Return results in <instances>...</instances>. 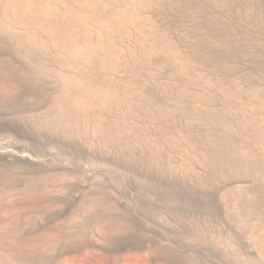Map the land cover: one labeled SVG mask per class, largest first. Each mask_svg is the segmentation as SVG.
Here are the masks:
<instances>
[{"label": "rangeland", "instance_id": "1", "mask_svg": "<svg viewBox=\"0 0 264 264\" xmlns=\"http://www.w3.org/2000/svg\"><path fill=\"white\" fill-rule=\"evenodd\" d=\"M0 264H264V0H0Z\"/></svg>", "mask_w": 264, "mask_h": 264}]
</instances>
